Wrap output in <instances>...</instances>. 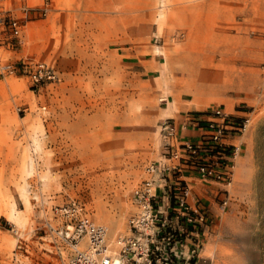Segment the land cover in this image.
Instances as JSON below:
<instances>
[{
	"label": "rangeland",
	"instance_id": "rangeland-1",
	"mask_svg": "<svg viewBox=\"0 0 264 264\" xmlns=\"http://www.w3.org/2000/svg\"><path fill=\"white\" fill-rule=\"evenodd\" d=\"M2 6L18 15L28 8V22L22 42L1 34L0 63L42 61L60 81L0 71V264H63L46 224L70 198L111 238L126 232L133 191L162 157L161 122L181 118L195 96L202 109L253 118L206 254L217 264H264V0Z\"/></svg>",
	"mask_w": 264,
	"mask_h": 264
},
{
	"label": "built area",
	"instance_id": "built-area-1",
	"mask_svg": "<svg viewBox=\"0 0 264 264\" xmlns=\"http://www.w3.org/2000/svg\"><path fill=\"white\" fill-rule=\"evenodd\" d=\"M27 12L20 17L0 9V36L5 32L16 43L22 42ZM0 71L23 72L34 84L60 81L59 72L42 61L2 62ZM252 121L249 110L231 112L217 105L189 113L182 126L198 130L199 135L181 140L175 120H163L162 157L145 166V177L133 191L137 209L126 232L111 238L108 227L94 221L75 198L52 207L58 222H47L46 228L63 250L61 255L65 252L63 264H217L206 254L214 217L202 198L192 202L193 185L233 184L243 145L233 138L243 136ZM225 193L219 204L222 211L230 201V191Z\"/></svg>",
	"mask_w": 264,
	"mask_h": 264
},
{
	"label": "crops",
	"instance_id": "crops-1",
	"mask_svg": "<svg viewBox=\"0 0 264 264\" xmlns=\"http://www.w3.org/2000/svg\"><path fill=\"white\" fill-rule=\"evenodd\" d=\"M5 1L6 0H2L0 2V9L4 10V11L10 10L16 14L17 11H15L13 8L7 9L4 6H2L5 3ZM16 15H18V14H16ZM18 16L23 17L24 15H18ZM186 101L189 102L190 100L188 99ZM181 105H182L181 107L183 109H185L184 111H186V113L184 115L180 114L181 118L180 117H178V118L173 117L175 122L178 124L179 136H180L181 140L197 138L199 135L198 130H195L193 128H189V129L185 130L183 128L182 124L185 120V117L189 114V111H191V113H198V112H204L208 109L207 108L202 109L201 106H194V105H190V104H186V103H182ZM250 128H249V130H250ZM248 131L243 136H241L240 138H233V142H242V144H243L242 150L247 146L245 137H246V134L248 133ZM239 166L240 165L237 162V170L239 169ZM234 181H235V179H234ZM193 186H194V195H193L192 202L195 203V201H197L199 198H202V202H204L205 204H207L210 207L211 214L214 217V223L211 224V226H210V233H209V236L207 238V245H208L211 241H214L218 232H220V225H221V220H222L224 212L220 209L219 204H220L221 199L226 196L225 189H228L230 191V189H229L230 186L224 187L223 185H220V184H201L198 182H195Z\"/></svg>",
	"mask_w": 264,
	"mask_h": 264
},
{
	"label": "bare ground",
	"instance_id": "bare-ground-1",
	"mask_svg": "<svg viewBox=\"0 0 264 264\" xmlns=\"http://www.w3.org/2000/svg\"><path fill=\"white\" fill-rule=\"evenodd\" d=\"M189 103H190V105H194V106H199L200 105V99H199V97L198 96H195L192 100H190L189 101ZM176 106V105H175ZM174 105H171V106H167L168 107V109H167V112L168 113H170L171 111H175V109H176V107H175ZM115 143V142H114ZM116 144H117V142H116ZM119 145V144H118ZM121 145H123V144H121ZM117 147V146H116ZM125 147V146H124ZM126 148V147H125ZM115 151H117V149H115L113 152H115ZM118 152V151H117ZM119 152H120V150H119ZM118 152V153H119ZM110 153H112V152H110ZM116 154V153H115ZM126 154V153H125ZM107 155V154H106ZM108 155H111V154H108ZM117 155V154H116ZM124 155V154H123ZM123 155H121V157L123 156ZM90 156V155H89ZM92 156H94V155H92ZM103 156H105V155H103ZM91 157V156H90ZM106 157V156H105ZM108 157V156H107ZM88 158V157H87ZM95 158V157H94ZM99 158V157H98ZM98 158H97V160H98ZM96 159V158H95ZM129 159V158H128ZM128 159H127V161H128ZM99 160H101V159H99ZM93 161V160H92ZM107 163H109V160H108V158H107ZM117 161H118V159H117ZM121 161V160H120ZM101 162V161H100ZM122 162H123V160H122ZM106 163V164H107ZM120 162H118V164H119ZM126 163V162H125ZM115 164V163H114ZM110 165V164H109ZM116 165V164H115ZM113 166V165H112ZM117 166V165H116ZM121 166H122V164H121ZM111 167V166H110ZM116 168H119V167H116ZM105 214V213H104ZM103 215V214H102ZM109 218V217H108ZM110 219V218H109ZM106 220V219H105ZM111 221V220H110ZM114 221V220H113ZM109 222V221H108ZM115 223V222H114ZM118 223L116 224V226H115V229H117L118 228Z\"/></svg>",
	"mask_w": 264,
	"mask_h": 264
}]
</instances>
